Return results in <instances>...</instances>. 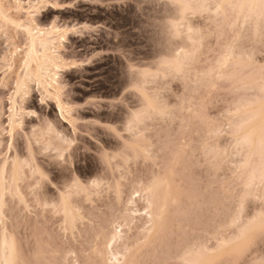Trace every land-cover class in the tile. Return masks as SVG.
I'll return each mask as SVG.
<instances>
[{
    "label": "rangeland",
    "instance_id": "374dc122",
    "mask_svg": "<svg viewBox=\"0 0 264 264\" xmlns=\"http://www.w3.org/2000/svg\"><path fill=\"white\" fill-rule=\"evenodd\" d=\"M150 2L142 10L137 0H0V264L264 259L258 231L240 238L264 211L262 9L248 0ZM149 13L155 48L140 34ZM53 20L55 81L48 74L43 84L25 27L53 38ZM76 24L99 29L66 31Z\"/></svg>",
    "mask_w": 264,
    "mask_h": 264
},
{
    "label": "snow or ice",
    "instance_id": "6c2138e0",
    "mask_svg": "<svg viewBox=\"0 0 264 264\" xmlns=\"http://www.w3.org/2000/svg\"><path fill=\"white\" fill-rule=\"evenodd\" d=\"M126 0H120V3H125ZM137 4L138 6L143 10L144 8H154L155 5L153 3L150 2V0H137ZM52 6V5H49ZM56 7H59V5H55ZM259 7L262 9V14H264V0H260V4ZM151 13L148 14V16L146 17L145 22L141 25L140 28V34H141V39L142 41L146 44V46L148 47H152L155 48V46L157 45L158 42V34H157V30H156V26L152 23L151 20ZM57 25H58V21L57 20H53L51 23V27L53 30H58L57 29ZM35 26V25H33ZM97 29H99V26L97 28H92V27H88L86 25H71V26H67L66 31H68L69 33H73V34H78V33H92L97 31ZM260 40L262 45H264V28L261 29L260 31ZM230 51H234V49H232L230 47ZM121 55L124 56L126 59L128 58L129 54L123 50H121ZM95 56L93 57H87L83 60L80 61V63H70L69 66L72 68H80L85 64H92L93 60H94ZM261 69V73L264 74V65L260 66ZM137 69L135 67H133V65L129 64L127 65V72L131 73L133 76L136 75L137 73ZM125 92H127V90H125ZM40 104H44L45 99H41ZM122 103L123 101H117ZM28 115L35 117L37 119H39V116L36 112H29ZM141 118V114H136L135 116V120L139 121ZM47 127L49 129H51V124H48ZM63 139V138H61ZM65 145L72 143V141L69 140H64L63 141ZM85 151H87V149H85ZM45 152H48V149L45 148ZM69 155L70 153H65L64 155H60L59 152H57L56 156H55V161L62 163V164H68L69 163ZM78 183V181H77ZM93 183H95V181H93ZM242 207L241 209L238 210V212H242ZM250 230H254V231H258L260 234V240H261V247L264 248V211H262L261 213H259L257 216H253L252 219L248 220L247 224L245 225L244 229L241 232V237L242 238L248 231ZM241 264H243V262H241ZM257 264H264V259H260Z\"/></svg>",
    "mask_w": 264,
    "mask_h": 264
},
{
    "label": "bare ground",
    "instance_id": "6f19581e",
    "mask_svg": "<svg viewBox=\"0 0 264 264\" xmlns=\"http://www.w3.org/2000/svg\"><path fill=\"white\" fill-rule=\"evenodd\" d=\"M240 1V0H239ZM242 1V0H241ZM248 2H250L251 3V7H255L256 5H259V3H260V0H248ZM247 2V4H249ZM240 4H242V3H240ZM239 4V5H240ZM246 7V6H245ZM250 7V8H251ZM243 9V8H242ZM258 9V8H257ZM237 10H238V8H237ZM242 11H244V9L242 10ZM246 11H247V7H246ZM248 11H249V8H248ZM241 12V11H240ZM243 13V12H242ZM247 13V12H246ZM5 18H6V16H5ZM31 23V22H30ZM27 25V24H26ZM29 25V24H28ZM31 25V24H30ZM26 26L25 27V29H26V33L29 35L28 37L30 38V50H29V52H28V56H27V58H28V60H29V62H31V61H33V60H35L36 59V61H37V59H39V60H41L40 61V63H39V71H38V73H39V75H38V77H39V81L41 82V83H45L44 81H46V80H44L45 78L47 79L48 77H50L51 75L53 76V74H51V72L53 71V70H51L52 69V66H54L55 65V68H57V66H56V63L54 64L52 61H54V59L56 60L57 58H54V59H52L51 58V55H52V57H53V54H49L50 53V51H51V49H50V47H48L49 46V44H52L53 42L55 43V41H54V39L55 38H57L58 36L56 35V37H55V34H56V30H53V34H54V36H53V38L52 37H49L50 35H48V34H51L52 33V31H50L51 29H48V31H50L49 33L47 32L46 34L48 35H46L45 34V32L44 31H39V28L37 27L36 28V26L35 27H33L32 25V27L31 26ZM37 29V30H36ZM58 29V28H57ZM41 32V33H40ZM42 32H44L43 34H45L44 36H43V34H42ZM57 33H58V31H57ZM39 34H42V36L41 35H39ZM52 34V35H53ZM55 37V38H54ZM53 39V40H52ZM38 44H40L39 46H40V49H39V46H38ZM51 46V45H50ZM52 46H53V44H52ZM51 46V47H52ZM50 49V50H49ZM49 51V52H48ZM41 52V54H40V56H39V53ZM55 57V56H54ZM26 58V59H27ZM52 60V61H51ZM27 62L28 61H26V64H27ZM53 63V65L51 66V64ZM58 64V63H57ZM31 65V64H30ZM51 66V67H50ZM31 67V66H30ZM30 67H29V69H30ZM51 68V69H50ZM54 68V67H53ZM37 73V72H36ZM35 73V74H36ZM37 73V74H38ZM48 74H50V76L48 75ZM45 75H47V76H45ZM55 75V74H54ZM50 77V80H54L55 81V77ZM44 78V79H43ZM52 78V79H51ZM53 81V82H54ZM48 83H49V81H47ZM51 82V81H50ZM49 83V85L51 84V85H53L54 83ZM250 105V104H249ZM248 105V106H249ZM247 106V107H248ZM58 107H59V111L61 112V114H62V111H63V106H62V104H59L58 105ZM250 107V106H249ZM259 110H260V108H259ZM249 112H250V110H248ZM252 112H254V111H252ZM257 113H258V111H257ZM252 115V114H251ZM250 116V115H249ZM251 117V116H250ZM247 118V117H246ZM249 118V117H248ZM253 119H255V117L253 118ZM252 119V120H253ZM245 120V119H244ZM250 120V119H249ZM247 121V120H246ZM244 122V121H243ZM249 122V121H248ZM260 123H261V121H260ZM256 124V123H255ZM241 128V127H240ZM246 128V127H245ZM252 129V128H251ZM262 129V128H261ZM241 130V129H240ZM247 130V129H246ZM262 131V130H261ZM251 132V131H250ZM250 132H246L245 134H249ZM252 134H250V136H251ZM250 136H246L245 137V139L247 140V141H249V142H251L252 141V138L250 137ZM263 136V135H262ZM261 137V136H260ZM262 139H264V138H262ZM242 140H243V138H242ZM259 140V139H258ZM258 140L256 141L257 143L256 144H258L259 145V142H258ZM260 141V140H259ZM245 142V141H244ZM244 142H242V143H244ZM262 142V141H261ZM260 142V143H261ZM263 143V142H262ZM261 143V144H262ZM246 144V143H245ZM245 144H244V146H245ZM261 144H260V146H261ZM264 144V143H263ZM262 144V147H264V145ZM247 145V144H246ZM249 145V144H248ZM255 145V144H254ZM261 147V148H262ZM258 148H259V152L261 151V148L258 146ZM248 149L250 150V148H249V146H248ZM263 149V148H262ZM255 150V149H254ZM258 150V149H257ZM251 152V151H250ZM253 152H255V151H253ZM253 152H251V153H253ZM257 154H259V153H257ZM253 155H251V157H252ZM250 159V158H249ZM262 159V158H261ZM249 161V160H248ZM254 163H255V161H254ZM260 163V162H259ZM259 165H261V163L259 164ZM254 167V166H253ZM263 167V166H262ZM255 168V167H254ZM256 168H257V166H256ZM255 168V169H256ZM261 169H263V168H261ZM150 215V214H149ZM151 216V215H150ZM156 216L157 215H155L154 214V217H155V219H156ZM152 217H153V213H152ZM158 219V218H157ZM156 219V220H157ZM149 220H151V217H150V219ZM153 221V220H152ZM158 222V221H157ZM156 222V223H157ZM152 227V226H151ZM6 242H7V240H6ZM3 244H4V241H3ZM4 246V245H3ZM6 246H8L7 244H6ZM10 247V246H9ZM5 249V248H4ZM8 249V248H7ZM12 250V249H11ZM3 254H5V253H3ZM12 254V253H11ZM5 257H6V255H5ZM8 257H9V255H8ZM11 258H13V256H11ZM6 259V264H13V259H7V258H5ZM194 264V263H193Z\"/></svg>",
    "mask_w": 264,
    "mask_h": 264
}]
</instances>
